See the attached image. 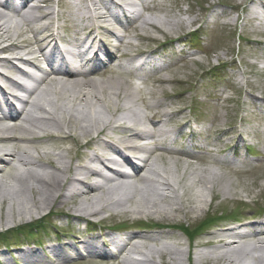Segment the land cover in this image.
<instances>
[{"label": "bare ground", "instance_id": "1", "mask_svg": "<svg viewBox=\"0 0 264 264\" xmlns=\"http://www.w3.org/2000/svg\"><path fill=\"white\" fill-rule=\"evenodd\" d=\"M32 1H27L22 7L0 1V7L3 8L0 9V52L14 53L34 44L35 41L19 39L24 27L28 31L33 30L32 23L37 18V12H45L44 7L40 4L32 5ZM51 2L52 0H46V4ZM101 3L105 6L104 2ZM104 9L108 11L106 6ZM50 15L49 12L47 16ZM105 16L107 17V12ZM12 17H17L20 25ZM156 20L143 19L138 27L144 30L147 26L157 25L169 29L166 26L171 24L170 20ZM5 42L9 44L2 47ZM76 45L84 47V43L77 42ZM40 50L43 51V48ZM123 57L126 54L114 53L110 57V64ZM0 66L8 71L16 70L14 59H0ZM22 75L27 79L17 80L19 84L10 78L6 79L13 88L28 94L26 100L18 99L24 102V111L17 117L19 122L9 125L8 120L18 119H7L6 114L0 116L1 222L11 223L15 217L20 220L34 218L33 215L41 210L54 207L68 218L79 220H87L104 212L116 216L144 214L159 218L156 222L163 226L161 235L170 239L173 238V227L181 225V220L176 219L179 215L190 223H196L205 216V187L202 189L197 185H187L188 195L185 193L187 198L184 199L180 193L182 182L177 179L173 181L169 177V170L158 169V160L164 158L161 154L156 155L157 151L162 150L157 137L166 136L165 140L171 143L177 141L161 126L162 119H171L172 113L164 109L158 110L153 117L143 119L136 113L137 109L133 105L135 95L141 93L137 92L139 88L123 90V84L114 77L99 82L77 76L65 79L46 75L39 80L31 72H22ZM1 80H5V77H0ZM142 100L145 103V99ZM17 106L18 104H11L10 108ZM121 108L125 111L117 115ZM104 111L111 115L110 119L101 116L106 115ZM38 112L45 113L46 117H37ZM149 138L155 140L154 146H148L146 141ZM91 150L93 152H89ZM140 151L149 153L150 157L129 180L125 167H134L135 163H140L139 157L134 155ZM120 154L125 156L120 164V171L111 170L112 173L102 177V168L110 166L116 161L115 155ZM16 162L24 168L15 167ZM121 188H125L126 194L122 198H116ZM209 189L212 198H218V191L222 190L219 182L211 183ZM190 190L195 191V198ZM29 195L31 204L25 201ZM22 197L23 201L20 203ZM7 203L9 211L3 213V205ZM168 226L171 228L168 229ZM246 228L250 231L243 234L237 232L238 229ZM260 230H264V220L214 231L199 243L204 249L197 252L193 260L189 254L186 260L184 252L168 242L157 241L158 238L155 239L158 245L154 248H150L145 242H139L144 241V231L139 230V234L129 238L115 259L118 264H123L121 255L131 264H241L251 251L260 253L264 249V231L260 234ZM103 237L101 235L97 239L102 240ZM250 239H255L252 245L248 243ZM74 241L85 249H93L90 240L75 236ZM192 246L193 244L189 248L192 249ZM107 259L104 257L101 262L109 263L110 259L106 261ZM255 264H264L262 253L258 254Z\"/></svg>", "mask_w": 264, "mask_h": 264}, {"label": "rangeland", "instance_id": "2", "mask_svg": "<svg viewBox=\"0 0 264 264\" xmlns=\"http://www.w3.org/2000/svg\"><path fill=\"white\" fill-rule=\"evenodd\" d=\"M76 1L81 2V0ZM90 1L97 5L95 8L98 11H95L97 12L95 15L98 16L103 4L100 0ZM106 1L108 0H104ZM163 4L150 10L148 17L144 18L170 20L171 24L166 26L168 30L155 25L147 26L144 30L137 32H127L122 44L125 45L124 50L133 53L138 51L154 53L156 51L163 55V60L169 64L167 69L145 80L141 78L130 80L132 84L135 81L140 83L142 97L153 104L152 110H148L140 99L141 95L136 94L133 105L138 113L150 114L155 111L154 104L159 102V104L167 105L165 108L168 112L175 113L167 128H174L183 120L188 121L187 125L195 126L198 123L199 128L202 125L201 137L197 138L195 145H202L201 149L206 152H201L202 156L200 155L199 158L179 157V160L175 156H165L164 159L158 160V169L169 170V177L172 180L177 179L180 183L182 182L180 193L184 199L188 195L187 185H197L202 189L205 187L207 201L204 204L211 205L210 211H206V214H209L202 218L210 214L220 216L221 209H225L230 214L239 211L230 220L225 219L208 227L195 242L199 246V243L207 239L211 233L237 220H242L244 217L264 218V18H262L264 0H168ZM213 7L215 9L211 12ZM49 8L58 10L60 13L59 16L57 14L50 17L53 25L56 24L54 28L51 25L52 32H55L58 37H72L76 23L79 21L73 20L76 19L74 13L70 14L73 10L70 8L69 0H53ZM49 8L45 10H51ZM215 13L218 15L216 16ZM56 20L60 23H56ZM99 20L100 24L105 26V21ZM26 30L27 28H23L22 32ZM195 30L199 32L193 35ZM104 33L106 37L110 36L108 30ZM145 36L149 37L141 38ZM25 37L31 39L33 34H26ZM167 39H178L179 42L171 45L169 41L168 47L171 48L165 47L163 51V47H160L158 43L163 44ZM31 48H37V45ZM186 52H188L187 55H183ZM108 77L124 81L126 87H131L127 83L128 76L121 75L117 71L94 78L97 81H103ZM165 96L172 99L166 102ZM187 125L182 130H186ZM48 146L51 145L48 144ZM249 147L253 149L251 155L247 152ZM234 153L242 159L234 157ZM227 158L238 162L243 161L242 168L233 169L217 162L222 161L231 166ZM253 164H258V166L253 167ZM214 182H219L222 190L218 191L219 197L214 198L216 200L210 203L212 196L209 188ZM194 192L190 190V194L195 198ZM121 194H123L122 190L116 195ZM238 199L246 200L247 205L241 208ZM21 200L23 201V197L20 198V203H22ZM25 201L31 204L30 195ZM3 207L5 208L3 213H8L9 203ZM1 208L0 204V213H2ZM106 217L107 213L104 212L91 216L89 221L95 223L98 226L97 229L103 230L102 228L105 227L101 224L104 222L108 224ZM124 217L117 216L114 220H123ZM138 217L146 218L144 214L130 215L128 220L132 221L131 218ZM28 219L26 217L20 220L15 217L11 223L0 220V231L19 221H30ZM176 219L181 220V224H190L182 215ZM50 222L52 223L47 231L40 230L37 236L27 238V241L35 243L32 249L38 254L45 252L38 255L45 261V264H117L116 260L103 263L87 257L60 262L57 257L52 256L48 247L56 245L60 249L58 240L65 237L63 234L65 229L54 218H51ZM109 227L106 226V228ZM83 228L85 229V225ZM82 234L81 231L80 235ZM99 234L101 233L98 232L94 236ZM177 234H180L178 239H181L182 246L176 241H173L172 245L185 253L186 260L188 254L193 260L196 253L204 249L198 247L194 251H189L188 239L180 232ZM63 240L65 244L69 242L66 238ZM252 242L249 240V243ZM7 250L5 247H0V253L6 254ZM261 252L264 255V249ZM5 258L8 263L12 264L13 260L9 255ZM19 261L14 260V264H25Z\"/></svg>", "mask_w": 264, "mask_h": 264}]
</instances>
